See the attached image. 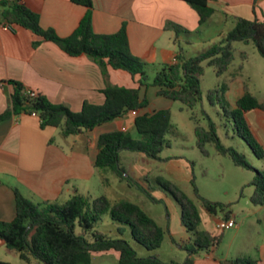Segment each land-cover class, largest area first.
Here are the masks:
<instances>
[{
  "label": "trees",
  "instance_id": "1",
  "mask_svg": "<svg viewBox=\"0 0 264 264\" xmlns=\"http://www.w3.org/2000/svg\"><path fill=\"white\" fill-rule=\"evenodd\" d=\"M75 5L87 9L74 32L65 38L57 36L53 29H43L39 16L15 1L0 2V17L8 25L20 26L32 32L38 40L56 44L69 57L86 56L107 77L108 68L126 72L136 83L137 88L118 87L107 84L101 91L104 102L101 105L83 103L78 113L70 111L64 105L50 102L46 97L36 94L31 97L28 88L19 82L8 81L11 86L10 104L0 115V122L11 116L36 113L42 128L52 127L63 137L76 136L90 132L96 127L112 122L126 114L140 111L147 107L148 100L140 99L141 88H156L157 96L172 102H178L193 110L202 102L200 77L203 64L213 67L216 76L225 74L235 60L233 43H251L264 59V20H246L234 18V25L220 40L196 56L186 58L180 50L173 64L160 69L152 79L146 74L147 65L133 56L125 25L114 34H96L92 29V0H70ZM185 2L198 16V25L204 26L214 10L208 3L212 0H179ZM165 30L174 31L176 37L181 27L169 22ZM245 60V55L241 56ZM241 68V66H240ZM210 106H218L224 118L227 137L240 138L251 153L257 158L264 157L262 147L255 140L245 119V114L254 109L264 110V102L250 93L247 87L230 109L225 99L224 90L212 89L207 93ZM208 125H198L192 113L190 120L194 124L195 146L204 157L209 155L207 146L213 145L220 156H229L234 165L255 172L251 185L254 192L250 198L252 205H264V172L254 170L246 157L232 147H225L217 135V126L212 119L202 112ZM135 137L124 131H112L101 134L97 141V155L94 167L110 172L119 181L141 189L138 183L126 177L121 166L120 154L123 151L141 153L153 160H159L161 152L171 147L167 139L172 129L171 112L161 109L152 114L138 115L134 120ZM105 181V180H104ZM155 183L164 193L170 195L180 208L181 224L190 234L189 243L184 246L187 258L183 264H193L192 257L198 252L209 253L216 249L223 240V232L213 235L199 231L202 220L200 210L174 182L157 177ZM15 218L10 222L0 221V241L7 248L15 251L19 258L29 263L32 257L43 264H91V254L115 251L119 253L117 264H179L163 262L156 257L139 258L131 245L123 239L125 227L130 237L148 251L160 248L164 240V230L137 204L121 200L112 203L102 195L93 200L82 195H74L63 205L43 203L35 205L15 190ZM197 201L210 215L224 214L228 219L230 212L221 203L208 201L200 197L195 189ZM118 224L119 238H110L96 229L97 223L104 217ZM80 234H76V228ZM0 264H10L0 262ZM222 264H256L250 258H237Z\"/></svg>",
  "mask_w": 264,
  "mask_h": 264
},
{
  "label": "crops",
  "instance_id": "2",
  "mask_svg": "<svg viewBox=\"0 0 264 264\" xmlns=\"http://www.w3.org/2000/svg\"><path fill=\"white\" fill-rule=\"evenodd\" d=\"M18 3L39 16V23L43 29H53L60 38L71 35L87 11L85 7L75 5L70 0H19ZM208 5L214 10L208 22L216 24L231 22L230 29L220 31L207 39V42H213L212 45L219 43L232 29L234 18L264 20V0H212ZM91 12L92 29L96 34H114L125 25L131 54L143 61L147 68L154 69L155 74L163 67L173 64L180 50L186 57L185 50L180 46L183 40L179 36L176 37L174 31L165 30V25L169 22L176 23L192 32L199 28L196 12L179 0H92ZM36 40L37 37L29 30L8 25L0 17V115L10 104L11 86L8 81L19 82L36 94L43 95L50 102L64 105L74 113H78L85 102L103 104L104 96L101 91L107 84L125 88L138 87L136 81L122 70L108 68L107 77H104L99 67L88 57H69L52 42L42 41L37 47H33ZM186 43L189 44L190 41ZM242 55L245 54H240L241 60ZM244 70L243 62L238 65L241 76L234 88L235 103L243 95L245 87L251 93L247 84H243L241 80ZM230 89L231 87L228 88V92ZM139 94L141 100L144 98L148 100V105L143 110L137 111L136 114L128 113L90 132L66 138L55 128H42L38 116L21 114L2 120L0 221L10 222L15 218V190L35 205L49 203L60 206L74 195H82L90 200L97 198L91 195L88 185L94 181L95 175L99 174L98 169L94 167L98 137L107 132L124 131L123 129L124 132H132L135 137L134 120L138 115L169 109L172 103L157 96L156 88H141ZM245 119L255 140L264 151V110H251L245 114ZM122 156L121 152L120 159ZM130 156V162L122 168L126 172V177L131 178L134 183L140 185L143 179L155 180L160 177L153 176L152 168L155 162L153 159L141 153H133ZM261 160L264 169V157ZM121 162L123 163V160ZM102 172L104 176L110 173ZM168 173L173 177L170 171ZM114 177L112 181L115 187L109 194H103L104 196L112 203L127 200L125 197L137 198L131 189L139 188ZM103 182L106 183V188H109L111 181L104 177ZM253 192L252 187L249 200ZM249 202L246 204L250 205L245 207L244 215L238 222L237 213H231L228 217L235 221L236 226L235 229L232 228L235 231L228 239L223 236L222 242L228 241L227 253L220 257L217 255V248L209 253L198 252L192 257L193 264H222L229 262L228 257L232 255L233 260L250 258L256 261V264H264V205L254 206L251 201ZM207 214L203 221L200 213L201 225L209 222L211 229L203 231L213 235H219L221 232L224 234L227 230L217 229V224L222 219L217 215ZM149 216L158 224L153 216ZM180 225L183 227L181 216ZM248 226L250 228L246 239H240L241 233L245 232ZM163 230L164 239L167 234L170 240L174 241L170 230L164 228ZM185 232L186 230L181 232L182 241ZM233 246H236L235 252L230 250ZM108 252L115 253L114 258L118 263L119 253L111 250L92 253L91 264L93 255ZM29 258V263L22 261L15 251L0 241V262L43 264L32 257Z\"/></svg>",
  "mask_w": 264,
  "mask_h": 264
},
{
  "label": "rangeland",
  "instance_id": "3",
  "mask_svg": "<svg viewBox=\"0 0 264 264\" xmlns=\"http://www.w3.org/2000/svg\"><path fill=\"white\" fill-rule=\"evenodd\" d=\"M173 24L180 27V25L176 23ZM230 28L231 22L227 24H216L211 21L204 26H199L196 32L181 27V33L178 36L183 41L180 42V46L185 50L186 57L196 56L213 44V42H207L208 38H212L218 32L226 31ZM187 41H190V43H186ZM233 48L235 50V60L228 72L222 76H216L213 67L203 64V72L200 77L202 102L199 105L193 110H189L178 102H172L170 104L169 110L171 112L172 129L167 139L170 141L171 147L161 152L159 160H154L155 162L152 168L153 176H160L164 179L171 180L195 202L202 214L203 221L208 214L201 208L200 203L197 201L195 189L200 197L211 202L226 205L230 214L237 213L238 222L244 215L245 207L250 205L246 203H250L248 196L252 191L253 186L251 182L255 172L235 166L229 156L218 155L213 145L207 146L209 155L207 157L202 156L195 146L196 138L194 135V124L190 120L192 113L196 117L198 125L207 128L208 122L202 114V112H205L216 124L217 135L222 144L225 147H232L239 153H242L254 170L264 172L263 161L257 159L240 138L236 136L232 137L231 132L229 133V137H227L228 132L224 127V118L222 117L221 110L218 106H210L207 100V93L209 90L223 89L229 108H234V88L238 85V80L241 76L238 71V65L244 62L245 70L241 80L243 84H247L251 93L255 95L260 102H264V59L259 55L251 43L245 44L235 42L233 43ZM240 54L246 55L245 61L240 59ZM153 70L154 69L150 67L146 68V74L150 81H152L155 76V71ZM231 79L233 82H231ZM230 87L231 89L228 92V88ZM129 135L134 137L132 132H130ZM122 153L123 156L120 161L123 160V163L121 162L123 165L121 166H125L130 162V155L133 153L128 151H123ZM98 171L99 174H96L93 179L94 181L88 185L93 197L109 194L111 189L115 187L114 181H112L114 176L111 173L105 174L104 176L101 170ZM168 171L172 173L171 176L173 177L168 175ZM104 177L111 181L109 188H106L107 185L103 182ZM140 182L141 189H131V192L137 195V198H125L137 204L143 208L145 212L153 216L162 228L165 230L169 229L173 235L174 241H171L166 234L160 248L154 251H148L132 240L129 230L126 227L122 238L131 245L139 258L156 257L163 262L168 263L173 261L183 264L187 258V252L183 247L189 243L190 234L186 231L183 241L180 239L181 232L185 230L180 225L179 206L170 195L158 188L155 180L143 179ZM217 217L224 219V214L218 213ZM117 227L118 224L113 223L108 216H104L96 225L97 230L106 233L113 239L120 237L116 232ZM249 228L250 226L247 227L245 232L241 233L240 239H246ZM205 229H211L209 222H205L204 225H200L198 228L199 231ZM234 231L233 229L225 231V238L227 237L228 239L229 235ZM76 234H80V229L78 227L76 228ZM227 245L228 241L224 240L217 247L218 256L222 257L223 254L225 255V253H227V250H229ZM230 250L235 252L236 246L231 247ZM101 255L103 256L101 257ZM114 255V252L93 255L92 264H117ZM228 260H233V255L228 257Z\"/></svg>",
  "mask_w": 264,
  "mask_h": 264
},
{
  "label": "built area",
  "instance_id": "4",
  "mask_svg": "<svg viewBox=\"0 0 264 264\" xmlns=\"http://www.w3.org/2000/svg\"><path fill=\"white\" fill-rule=\"evenodd\" d=\"M10 1H15V2H19V0H10ZM175 61V60H174ZM173 61V63H174ZM31 97H34L36 95V93L34 91L29 90L27 92ZM133 114H136V111L132 112ZM31 115L33 116H37L36 113H32ZM125 131V129H123ZM236 226V223L233 219H222L218 222L217 224V229L219 231H225V230H229L232 229Z\"/></svg>",
  "mask_w": 264,
  "mask_h": 264
}]
</instances>
